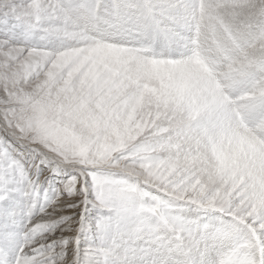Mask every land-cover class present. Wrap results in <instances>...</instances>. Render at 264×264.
<instances>
[{"label":"snow or ice","instance_id":"6c2138e0","mask_svg":"<svg viewBox=\"0 0 264 264\" xmlns=\"http://www.w3.org/2000/svg\"><path fill=\"white\" fill-rule=\"evenodd\" d=\"M0 264H264V0H0Z\"/></svg>","mask_w":264,"mask_h":264}]
</instances>
